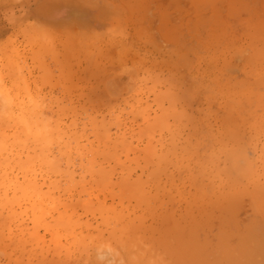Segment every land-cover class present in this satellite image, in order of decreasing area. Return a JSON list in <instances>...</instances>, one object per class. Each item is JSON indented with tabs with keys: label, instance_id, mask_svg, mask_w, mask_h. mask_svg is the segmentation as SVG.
Listing matches in <instances>:
<instances>
[{
	"label": "rangeland",
	"instance_id": "rangeland-1",
	"mask_svg": "<svg viewBox=\"0 0 264 264\" xmlns=\"http://www.w3.org/2000/svg\"><path fill=\"white\" fill-rule=\"evenodd\" d=\"M0 264H264V0H0Z\"/></svg>",
	"mask_w": 264,
	"mask_h": 264
}]
</instances>
